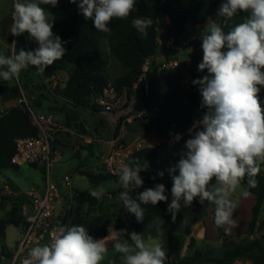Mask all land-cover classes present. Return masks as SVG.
Wrapping results in <instances>:
<instances>
[{"label":"clouds","instance_id":"clouds-1","mask_svg":"<svg viewBox=\"0 0 264 264\" xmlns=\"http://www.w3.org/2000/svg\"><path fill=\"white\" fill-rule=\"evenodd\" d=\"M57 3L15 0L10 33L20 36L27 32L38 48L17 53L13 42L11 55L0 54V79H19L30 66L43 72L65 56L67 42L54 34V17L42 7ZM78 8L86 20H93L96 30L109 32L108 23L127 19L136 8V0H79ZM238 12L248 15L227 33L212 19L202 32L203 57L197 70H207L208 74L192 83L199 87L200 107L206 111L189 129L186 151L169 169L173 184L167 210L173 221L182 208L181 201L184 207H190L199 198L201 204L208 201L215 205L217 227L234 225L235 204L231 197L246 177L248 185L255 187L264 165V107L259 95L264 87V0H225L217 14L227 26ZM153 23L149 17L132 20V26L144 36ZM180 139L181 135L176 134L174 140ZM146 168V162L137 160L134 166L125 164L119 171V202L138 222L143 220L144 210L129 193L143 185L140 172ZM105 191L100 185L89 195L100 199ZM165 191L163 184H156L142 191L138 200L152 205L167 202ZM249 194L242 193L244 197ZM112 239L121 264H165L167 260L162 244L146 243L142 234L113 229ZM108 251L105 238L89 235L84 225L62 226L50 243L31 247L20 264H101Z\"/></svg>","mask_w":264,"mask_h":264},{"label":"trees","instance_id":"trees-1","mask_svg":"<svg viewBox=\"0 0 264 264\" xmlns=\"http://www.w3.org/2000/svg\"><path fill=\"white\" fill-rule=\"evenodd\" d=\"M224 1L195 0L192 6L184 8L177 6L175 0H157V5H148L146 0H136V8L127 19L112 20L108 23L107 27L111 30L109 32L96 30L93 20H86L83 17L78 8L79 0L77 3H72L70 0H58L56 6L42 5L54 17V34L58 35L62 41L67 42L64 44L65 56L44 70L45 77L52 79L57 73L69 69L64 86L57 85L55 90L59 98L52 99L55 106L49 107L48 111L61 115L64 125L68 128H72L80 134L91 135L92 130L89 129L82 112L89 111L92 117H97L94 113L97 111V106L93 99L108 85L113 86L117 92L127 91L132 86L140 74L145 59L151 58L160 47L157 42L159 17L161 18L159 22L163 26V37L173 38L176 43H179L181 35L187 27L204 25L213 10L221 6ZM247 15V13L238 12L227 26H224L222 17L218 16L217 22L221 23L227 33L230 27L243 22ZM137 17L153 19V25L147 29V36L140 34L132 26V20ZM164 17H168L169 24L162 22ZM104 41L108 45L110 54L123 67V73L114 80H110L106 74L107 60L101 51ZM199 47L202 48V39ZM16 50L18 53L19 49ZM172 55L174 54L166 53L164 59ZM30 71L31 67L21 72L19 85H0V104L16 97L19 94L20 86H27V75ZM166 72L168 71L161 72L160 77ZM203 76L191 72L188 81L167 90H162L158 81L151 82L147 94L141 96L140 106L148 114L144 121L139 123L143 131L153 133L160 139H166L170 132L184 133L190 127L193 116H203L206 109L200 107L202 99L199 87L192 83L193 80ZM35 87L41 88L40 86ZM259 95L262 107H264V87L261 88ZM135 124L129 125V133ZM93 130L101 132L99 125H95ZM36 135L37 129L33 126L25 109L14 106L2 114L0 117V173L9 168H18L10 162L15 153V140L20 137ZM189 138L191 137L182 141L180 145L182 152L186 151L184 146ZM94 148V143L80 144L77 154L80 151H86L88 155L84 162L87 163L86 160L94 155ZM158 151V146L134 151L129 158V165L134 166L137 160L141 164L146 162L147 168L140 172V177L143 176L141 179L151 185L163 184L166 189L165 194L169 196L173 184L170 173L154 170L157 168ZM176 162L177 160H175ZM160 172L164 173L162 177L159 175ZM80 173L86 177L88 184L92 187L105 186L109 180L118 181L119 179V177H111L90 169L81 170ZM256 180L255 187L248 185L247 177L242 181L245 190L254 197L255 201L251 209V219L241 237L229 236L223 227L215 225V205L208 201L203 204L199 202V198L193 201L187 216L188 223L184 229L177 228L178 220L184 215V211L181 209L173 221L171 213L167 210L168 205H165L163 201L159 202L161 214L170 227V235L173 230H186L194 222L211 214L212 223L217 230V238L220 242L212 252L201 257L196 247V241L191 237L187 245L189 255L179 261L167 259L165 264H232L241 258L249 259L253 264H264V218L260 219L261 207L264 204V172L261 171ZM6 185L11 194L1 196V200L10 201V210L0 217V254L10 258L11 254L6 252L4 244L5 231L8 226H14L20 231L24 229L26 222L21 214V205L27 203L28 199L11 181H7ZM73 199L77 206L74 209L69 228L84 225L89 235L96 239L105 238L110 226L117 230L126 229L128 233L140 230V223L135 215L126 209L123 221L114 224L98 215H93V208L96 206L97 200L89 195L88 190L75 191ZM84 204L88 206L86 211L82 208ZM253 234H257V236L251 237Z\"/></svg>","mask_w":264,"mask_h":264},{"label":"rangeland","instance_id":"rangeland-1","mask_svg":"<svg viewBox=\"0 0 264 264\" xmlns=\"http://www.w3.org/2000/svg\"><path fill=\"white\" fill-rule=\"evenodd\" d=\"M195 0H175L176 5L179 7H190L194 3ZM225 2V1H224ZM15 2L13 0H0V54L11 55L13 51V42H15V51L16 49H23L25 51H35L38 48V44L36 41L30 38V35L25 32L20 36H13L10 33V27L12 25V14L14 11L13 4ZM148 5H157V0H146ZM220 6L213 10L209 19L217 21L218 18V10ZM208 19V20H209ZM161 18L159 17V21ZM208 20L204 23V25H193L189 26L185 29L184 33L181 35L180 44L182 45V51L177 54L180 58V66L175 69L164 73L160 77L161 72H156L155 68L160 63L167 53L162 46H160L155 54L152 56L151 60L154 65V69L151 71L150 83L159 82V87L162 90H167L169 88H174L179 84L184 83L190 79V73L196 72L200 75H207V70L203 72L198 71V64L202 62L203 50L199 47V43L202 39V32L205 29V26ZM157 23V39L161 36V30H163V26L161 22ZM194 37V38H193ZM101 51L103 56L107 60V68L106 74L108 75L110 80H114L118 76L123 73L122 65L110 54L108 45L104 41L102 43ZM31 71L27 75V86H20L19 94L8 100L7 102L0 104V114L2 115L7 109L18 106V100H20L21 96H24L27 104L32 108L35 113L47 114L51 111H48L49 107H54L55 103H52V99L55 97L51 95V91L56 90V87L51 88L46 87L45 82L47 79L45 77L44 71L40 72L37 68L30 66ZM69 69H65L57 73V84L60 87L64 86V83L67 79ZM20 79H13L10 81H4L0 79V85H8L14 86L19 85ZM50 84V82H47ZM35 86H40L41 88H36ZM42 95V96H41ZM202 99V97H201ZM60 103V102H59ZM55 119L58 121H63V119L58 115V113L51 112ZM82 115L88 126L99 125L100 129H103L105 134L107 132V125L103 119L98 117H92L89 111H83ZM202 116L195 115L193 116L192 123L190 127L184 133H173L170 132L166 139H160L156 137L153 133L143 131L141 127V122H137L132 126V129L128 135V142L136 143L140 141L142 138L145 139V143L143 144L145 147L158 146L159 151L157 155V168L154 170L163 171L165 173H169V169L174 167L179 159L181 158L182 149L181 143L186 138L190 137L189 129L192 127L193 123L197 120H200ZM144 121V120H143ZM176 134L181 135V139L179 141H175L174 137ZM76 141L75 138L71 137L68 133H59L56 136L55 148L59 150L64 155V162H59L54 165L51 176L53 178L54 175H61L67 169L66 173H69L72 177H74V190L76 192H83L88 190L89 192L97 187H92L88 184V181L85 176L81 175L80 171L84 169H90L92 171H96L95 166H89L90 161L85 158L82 159L83 153L80 151L78 154L73 153V147L75 146ZM77 155V156H75ZM74 160L78 161L77 168L73 167L75 164ZM175 160L177 162L175 163ZM88 164V165H87ZM70 168V169H69ZM56 171V172H55ZM261 171L264 172V165L261 167ZM178 174V172L176 173ZM3 181V186H7L6 182L11 181L21 192H27L32 187L36 185H40L43 182V171L36 166L31 165H22L16 169L9 168L0 173V184ZM144 182V181H143ZM2 186L1 190L3 191L4 187ZM155 185L148 184L144 182L143 185L130 192V196L133 199L137 200V203L140 204L141 208L144 210L143 220L140 221V230L136 232L138 234H142L145 238L146 243L162 244L163 248L166 250L167 259L177 261L179 259L180 252H183L184 240H189L188 231L190 228L186 230H178L186 228V224L188 223V214L190 212V207H184L183 201L182 210L184 211V215L178 220L177 228L172 231L170 235V227L166 223L165 219L161 214V210L157 205L152 204H143L138 200L139 194L147 188H152ZM8 187V186H7ZM106 191L104 195L100 199L97 200L96 206L93 208V215H98L111 223H119L124 219L125 208L119 202V192L121 188L119 186L118 181L113 179L109 180L104 186ZM246 191L243 184L237 188V191L232 195L231 199L235 204V209L233 212V220L240 219V221L245 223L244 227L238 232L239 234L234 235L232 237H241L244 235L245 229L247 227L248 221L251 219V209L254 205V202H249L248 197H244L242 193ZM5 194L2 192L1 196ZM172 196L171 194L168 196V201L165 202V205L171 203ZM10 205V201L7 199H3L0 201V208H2L1 213L5 214V206ZM84 211L87 210V204H84L82 207ZM10 210V209H9ZM8 210V211H9ZM264 218V204H262L260 219ZM194 224V223H193ZM192 224V225H193ZM239 226L240 224L237 223ZM191 225V226H192ZM15 227H10V231H16ZM14 233V232H13ZM228 235V234H227ZM231 236V235H229ZM257 234H253L251 237H255ZM206 242L202 240L201 242L197 240L196 247L199 249L205 245H214L212 250H207L205 256L212 252L216 246L220 244V242ZM182 250V251H181ZM112 251L108 252L106 258L101 262V264H121L120 258L116 255L113 258ZM232 264H253L251 260L241 258L234 261Z\"/></svg>","mask_w":264,"mask_h":264},{"label":"built area","instance_id":"built-area-1","mask_svg":"<svg viewBox=\"0 0 264 264\" xmlns=\"http://www.w3.org/2000/svg\"><path fill=\"white\" fill-rule=\"evenodd\" d=\"M15 2V0H13ZM199 26V25H197ZM194 38V37H193ZM157 42L170 54L155 68L156 72L175 70L180 66V58L176 55L182 51V45L173 38H164L163 30ZM154 69L151 58L145 59L140 74L132 86L126 91L117 92L108 85L97 94L93 102L97 106L96 116L103 119L107 125V132L92 130L91 135L78 134V142L74 151L80 149V144H95L91 164L95 172H101L111 177H119L120 169L129 165V158L134 151L143 149L145 139L136 143L128 142L129 125L142 122L148 115L141 108V96L147 94L150 85V73ZM57 75L45 82L46 87L57 88ZM51 95L59 98L56 92ZM18 106L28 112L37 135L20 137L15 140V153L11 157V164L16 166L34 165L43 171L44 187L42 191L31 189L25 193L28 202L21 205V214L26 225L20 232L9 264H20L31 247L37 244L50 243L58 229L69 227L77 203L73 199V180L70 174L63 173L58 182L52 181L51 172L54 165L63 161V154L55 148L56 136L59 133H69L70 129L54 115L35 113L22 95ZM2 115L0 114V117ZM130 166V165H129ZM62 187L65 192H60Z\"/></svg>","mask_w":264,"mask_h":264},{"label":"crops","instance_id":"crops-1","mask_svg":"<svg viewBox=\"0 0 264 264\" xmlns=\"http://www.w3.org/2000/svg\"><path fill=\"white\" fill-rule=\"evenodd\" d=\"M162 22H164V24H169V19H168V17H164L163 19H162ZM152 58V57H151ZM164 59V58H163ZM162 59V60H163ZM162 60H160V62L162 61ZM153 63V62H152ZM154 65H156V64H154ZM59 115V114H58ZM60 117H61V115H60ZM62 118V117H61ZM63 122V121H62ZM70 129V132L68 133L69 135H71V137H73V139L75 138V141H76V143L78 142V134H80V133H78V132H76V130H74V129H72V128H69ZM89 129H91V130H93L94 128H93V126H89ZM78 151H75V152H73V153H77ZM82 153H83V156H82V159L83 158H86L87 157V152L86 151H82ZM63 154V153H62ZM64 155V154H63ZM88 159H90V164H91V160H92V157H90V158H88ZM87 159V160H88ZM61 162H64V159H63V161H61ZM74 162H75V164L73 165V167H76L77 168V166H78V161L76 160H74ZM59 163V162H58ZM57 164V163H56ZM89 164V166H91ZM88 165V164H87ZM70 169V168H69ZM68 171V169L64 172V173H66ZM56 172V171H55ZM63 174V173H62ZM61 174V175H62ZM69 174V173H68ZM61 175H54L53 176V178H52V181L53 182H55V183H57L58 182V179H59V177L61 176ZM52 177V176H51ZM72 180H73V190H74V177H73V175H72ZM2 186H3V181H1V184H0V201H1V195H2V192L5 194V195H10L11 194V191L9 190V188L7 187V186H3L4 187V189H3V191L1 190V188H2ZM43 187H44V179H43V182L40 184V185H36V186H34V187H32L31 189H36V190H39V191H42V189H43ZM30 189V190H31ZM29 190V191H30ZM75 191V190H74ZM21 192V191H20ZM28 192V191H27ZM27 192H22V193H27ZM60 192L63 194L64 192H65V190L62 188V187H60ZM248 201L249 202H254L255 200H254V197L251 195V194H249L248 196ZM10 209V205H7V206H5V214L8 212V210ZM1 210H2V208H0V217H2V216H4L3 215V213H1ZM235 221V224L234 225H231V226H229V225H226V226H224L223 227V229H224V231L226 232V234H228V235H231V236H234V235H237V234H239L238 232H240V230L242 229V227H244V225H245V223H243L242 224V222L240 221V219L238 220V219H236V220H234ZM237 223H239L240 224V226L237 224ZM10 227H14V226H8L7 228H6V231H5V240H4V244H5V247H6V252L7 253H9V254H11L12 255V253H13V251H14V248H15V245H16V241H17V239H18V237H19V234H20V230L18 229V228H16L15 230L16 231H10L9 232V228ZM117 230V229H115L113 226H110L109 228H108V233H107V236L105 237V242L107 243V246H108V249H109V251L108 252H110V251H112L113 253H112V256H111V258H113L114 256H120V254H118V253H116L115 252V250H114V248H113V243H114V241H113V239H112V230ZM118 231V230H117ZM14 232V233H13ZM188 237H192V238H194L195 239V241L197 242V240L198 241H202V240H205L206 239V242H210V243H213V244H215L214 242H219V240H218V238H217V230H216V228H215V226H214V224L212 223V216H211V214H209L207 217H205L204 219H202V220H198V221H196V222H194V224L190 227V229H189V231H188ZM190 238H189V240H190ZM104 239V238H103ZM189 240H184V246H183V252L181 253L180 252V255H179V259L177 260V261H179V260H181L182 258H184V257H186L187 255H189V250H188V248H187V245H188V243H189ZM214 246V245H213ZM182 251V250H181ZM9 259L10 258H7V257H5V256H3V255H1L0 254V264H9Z\"/></svg>","mask_w":264,"mask_h":264},{"label":"water","instance_id":"water-1","mask_svg":"<svg viewBox=\"0 0 264 264\" xmlns=\"http://www.w3.org/2000/svg\"><path fill=\"white\" fill-rule=\"evenodd\" d=\"M141 178H143V176ZM212 249H213L212 245H205V246L199 248L198 250H199L201 257H204L207 250H212Z\"/></svg>","mask_w":264,"mask_h":264}]
</instances>
